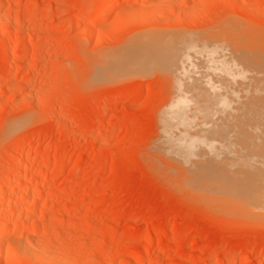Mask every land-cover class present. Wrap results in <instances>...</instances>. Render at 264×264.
Masks as SVG:
<instances>
[{
	"label": "rangeland",
	"instance_id": "374dc122",
	"mask_svg": "<svg viewBox=\"0 0 264 264\" xmlns=\"http://www.w3.org/2000/svg\"><path fill=\"white\" fill-rule=\"evenodd\" d=\"M148 35L223 59L229 80L202 75L264 110V0H0V231L29 229L0 264H264V197L228 163L208 97L116 59Z\"/></svg>",
	"mask_w": 264,
	"mask_h": 264
},
{
	"label": "bare ground",
	"instance_id": "6f19581e",
	"mask_svg": "<svg viewBox=\"0 0 264 264\" xmlns=\"http://www.w3.org/2000/svg\"><path fill=\"white\" fill-rule=\"evenodd\" d=\"M115 4L112 5L110 4L109 6L103 8L100 11V13H98L97 20L100 17L103 18L104 16H107L109 13H111V11L114 9V6H116L118 3L116 5ZM159 36L150 37L148 35V37L145 36L146 38L143 37V39L137 40L133 46L132 43L131 47L129 45V48L127 47V49L124 50V52L122 51V53H120L116 57V59L122 61L126 66L129 67V69L131 68L133 70H137L141 72L144 70L145 71L149 70V67H151L152 70L155 67H157V70L169 74L170 76L169 79L174 82L189 84L191 86H195V85L199 86L202 89L203 93L208 97V99L202 101L200 105L205 110L209 111L212 114V124L210 129L213 135L215 136V138L217 139V142L221 146L224 155L228 159V163L244 164L239 167L240 169H238V171L241 175V178L244 179L246 183L249 184L246 192H250L252 194L253 199L256 198L253 200L254 202L257 200V198L259 199L263 198L264 197V122L263 123L261 122L264 121V114H263L264 110L262 109L255 110L254 109L255 102H253L252 100L243 101V99L242 100L239 99L240 98L239 94L242 96L241 93L244 92V88L241 87L243 91L241 93L239 92L237 93L235 88L236 86L233 85L236 83L234 82L230 83L229 81L223 79L221 80L216 79L214 83H216L217 86H215V84L212 81L210 82L211 79H206L204 77L205 75L203 74V72L205 73L204 70L207 69L208 73L209 71H211V74L218 73L219 74L218 76H222L224 79H225L224 76H226V78L229 80L230 77H228L227 74L229 73L227 71L230 69V66L227 65L226 63H223L225 62L223 61V59L222 62L221 60L219 61V59L217 58L215 59L214 55L213 56L208 55L207 50L201 47L199 48V45H197L196 42L195 43L192 42L191 45L190 44L191 41L187 42L186 40L185 42H182L183 40L180 39L182 41L180 42L181 45L179 46L178 45L179 41L178 44L176 45V43L173 41V38L171 40L170 38L166 39L165 37L164 39L163 38L164 36L163 37H159ZM194 44L196 46H193ZM212 53L214 54V52ZM152 66L155 67L153 68ZM222 77H217V78H222ZM226 84L228 86L232 85V87L230 86L227 87ZM204 87L205 88L209 87L210 91L212 92L207 95V91H205ZM218 88H220L219 91ZM252 92L250 93L252 94ZM250 93H246V95L248 96V94ZM256 99L258 100V98ZM245 109L246 112H248V113L245 112L246 114L244 113ZM253 110H255L258 113V115L257 114L256 116L250 115ZM215 111L216 112L219 111V113L222 112V115L213 116L214 114L213 112ZM240 111L243 112V115L241 114ZM174 119L175 118L172 115L169 117L168 120L173 121ZM23 169L22 168L14 169L9 179L5 180L2 183L1 187L4 191V193L2 194V198L7 196L6 190L8 189L10 180L16 179L19 176H21V174L24 172ZM27 197L28 194L24 190L12 193V195L8 197L10 201V207L8 208L7 214L13 215L18 210L21 201L25 200ZM36 200L37 201L39 200V196H37ZM260 202L264 203V200ZM257 203L255 202L254 205L256 206ZM260 205L263 208V204L260 203ZM260 205H258V207ZM35 212L36 209H33L30 212V214L32 215ZM26 230L28 231L29 229H27L24 226L20 227L16 225V223L14 225H8L6 226V228L4 227V229L0 231V244L4 241L7 235L15 234V232L17 233V231L23 232ZM19 252L21 251H18V253ZM22 253L26 255L27 251L26 252L23 251ZM27 254L29 255L30 253Z\"/></svg>",
	"mask_w": 264,
	"mask_h": 264
}]
</instances>
